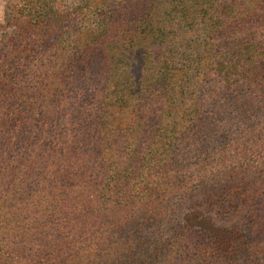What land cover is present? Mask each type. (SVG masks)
<instances>
[{
    "label": "trees",
    "instance_id": "16d2710c",
    "mask_svg": "<svg viewBox=\"0 0 264 264\" xmlns=\"http://www.w3.org/2000/svg\"><path fill=\"white\" fill-rule=\"evenodd\" d=\"M13 2L0 264H264V0Z\"/></svg>",
    "mask_w": 264,
    "mask_h": 264
},
{
    "label": "rangeland",
    "instance_id": "374dc122",
    "mask_svg": "<svg viewBox=\"0 0 264 264\" xmlns=\"http://www.w3.org/2000/svg\"><path fill=\"white\" fill-rule=\"evenodd\" d=\"M14 0H0V23L4 21L5 13L9 11L11 4H14ZM78 0H57V7L62 11H68L72 9Z\"/></svg>",
    "mask_w": 264,
    "mask_h": 264
}]
</instances>
